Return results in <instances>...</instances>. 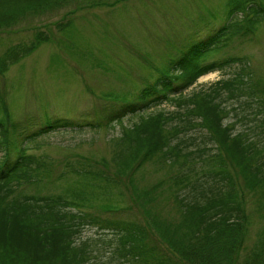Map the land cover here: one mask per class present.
I'll use <instances>...</instances> for the list:
<instances>
[{"label":"trees","instance_id":"1","mask_svg":"<svg viewBox=\"0 0 264 264\" xmlns=\"http://www.w3.org/2000/svg\"><path fill=\"white\" fill-rule=\"evenodd\" d=\"M63 1L0 0V27ZM226 6L220 28L181 45L154 81L130 100L102 105L91 122L13 121L0 92V264H264V227L248 246L251 215L264 218V81L248 58L209 60L233 39L254 38L264 24V1ZM53 23L60 30L71 24ZM49 39L38 30L30 43L7 46L0 76ZM224 69L229 76L185 93L201 76ZM164 102L174 110L148 112ZM131 114L139 119L117 140L114 171L91 156L58 164L30 152L53 131L108 129ZM150 163L174 172L146 186L140 176ZM52 185L59 191L37 192ZM164 196L174 199L177 218L155 209ZM87 227L113 234L106 260L82 236Z\"/></svg>","mask_w":264,"mask_h":264},{"label":"rangeland","instance_id":"2","mask_svg":"<svg viewBox=\"0 0 264 264\" xmlns=\"http://www.w3.org/2000/svg\"><path fill=\"white\" fill-rule=\"evenodd\" d=\"M100 1L64 0L61 7L28 12L10 26L0 27V54L9 45L30 43L38 30L50 35L49 41L40 43L0 76V92L7 99L13 121L32 118L34 124L44 123L48 117H60L79 123L100 117L98 110L102 105L115 103L123 96L130 100L145 83L154 81L159 69L181 45L220 28L228 0ZM58 20L71 24L60 30L53 23ZM229 56L248 58L255 76L264 81V24L255 31L253 39H233L209 60ZM230 73V69H224L201 76L185 93L197 91ZM174 108L170 102H164L148 112H171ZM138 119V115L131 114L108 129L84 124L53 131L30 152L48 155L58 164L78 155L91 156L106 160L114 171L117 140L124 127ZM144 169L140 181L146 186L174 172L172 166L160 168L152 163ZM60 186H45L41 190L29 187L27 191H59ZM175 206L172 197L164 196L155 209L163 217L174 219L178 217ZM251 221L248 246L264 227V218L257 214L251 215ZM82 236L100 247L97 257L106 260L110 256L111 232L87 227ZM113 263L131 264L118 260Z\"/></svg>","mask_w":264,"mask_h":264},{"label":"bare ground","instance_id":"3","mask_svg":"<svg viewBox=\"0 0 264 264\" xmlns=\"http://www.w3.org/2000/svg\"><path fill=\"white\" fill-rule=\"evenodd\" d=\"M209 74H211V73H208V74H206V75H203V76H207V75H209ZM203 76H202V77H203Z\"/></svg>","mask_w":264,"mask_h":264}]
</instances>
